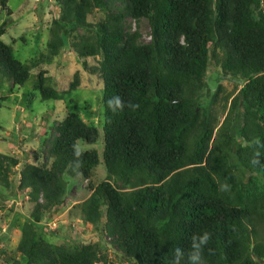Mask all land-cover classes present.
<instances>
[{"label": "trees", "instance_id": "16d2710c", "mask_svg": "<svg viewBox=\"0 0 264 264\" xmlns=\"http://www.w3.org/2000/svg\"><path fill=\"white\" fill-rule=\"evenodd\" d=\"M8 2L0 0V17L12 15ZM56 3L60 14L48 26L46 53L30 65L15 58L2 40L7 23L0 25V78L23 87L32 70L72 51L103 83L102 136L67 112L34 153L36 164L0 154V196L8 199L15 188L32 205L20 226V259L0 250L4 264H170L174 249L187 252L191 237L205 229L212 238L202 264H263L264 167L250 163L254 149L247 145L254 137L264 142V0ZM213 68L219 72L212 93ZM46 74L39 70L43 100L63 101L81 85L77 72L60 92ZM226 79L234 91L220 122L214 107ZM114 95L139 109L113 114L107 101ZM79 141L91 149L77 158L72 146ZM74 178L79 186L89 182L88 196L70 206L69 218L102 229L115 260L101 242L58 245L59 232L47 233L53 214L67 211ZM225 182L228 192L219 190Z\"/></svg>", "mask_w": 264, "mask_h": 264}, {"label": "rangeland", "instance_id": "374dc122", "mask_svg": "<svg viewBox=\"0 0 264 264\" xmlns=\"http://www.w3.org/2000/svg\"><path fill=\"white\" fill-rule=\"evenodd\" d=\"M8 6L13 13L8 15L4 11L0 17V25L7 23V32L2 40L13 47L16 59L30 65L39 59L41 54L46 53V46L50 40L48 26L59 16L60 9L56 0H9ZM139 28L142 35L150 31L147 21H142ZM22 37H26L25 43L21 40ZM14 40L17 43H13ZM89 63L93 66L97 61L90 59ZM39 70L47 72L46 76L51 77L49 85L60 92L68 90L77 72H80L81 85L63 101L43 100L38 88ZM39 70H32L29 81L23 87H13L10 79L0 78V154L14 156L22 163H37L34 153L44 140L53 136L57 122L61 121L67 112H76L87 124L97 126L102 136L104 86L101 80L84 72L77 63L74 53L68 50L62 52L52 65H43ZM218 72L213 68L208 73L207 83L212 93L217 87ZM221 84L224 91L214 107L220 122L228 112L225 97L234 91L232 81L222 80ZM30 93L35 95V101L31 103ZM24 122L26 127L23 125ZM77 144L81 151L91 149V146L83 141ZM44 161L42 159L41 163ZM103 176L104 174L99 172L98 179ZM11 180L16 184L15 176L12 175ZM88 183L79 186L75 178L69 181V195L65 204L67 211L60 210L53 214L47 233L59 232L61 237L53 238L58 245L68 242V239L78 240L83 244L101 242L102 246L107 248L110 258L115 260V249L107 243L109 239L106 238L104 241L102 229L97 231L96 227L90 224L69 218L70 206L88 196ZM5 196L10 197L4 199L0 196V250L7 251L9 256L19 260L20 256L15 255V251L21 238L20 226L30 214L32 205L27 202V194L15 191V188L11 192L8 191ZM100 228H103V225ZM4 262L3 254L0 253V264Z\"/></svg>", "mask_w": 264, "mask_h": 264}, {"label": "clouds", "instance_id": "9594fccd", "mask_svg": "<svg viewBox=\"0 0 264 264\" xmlns=\"http://www.w3.org/2000/svg\"><path fill=\"white\" fill-rule=\"evenodd\" d=\"M139 107V104L133 103L131 101H128L126 103L124 99L119 95H114L107 101V108L113 114L122 112L125 108H128L131 111H136L137 109H139ZM247 146L252 147L254 149L250 163L253 166L264 167V158H262V156H264V153H262L261 151L264 150V142H261L259 137H254ZM72 147L74 156L79 158L82 154L80 146L74 143ZM87 182L88 181H85L84 185H86ZM219 190L222 192H228L230 191V185H228L227 182L219 184ZM76 203H74L73 205H75ZM211 238V232L206 229L200 233L194 234L191 237V242L187 252L181 247H176L174 249L170 264H185V258L186 264H202L204 249L209 244ZM208 250L209 252L212 251V249Z\"/></svg>", "mask_w": 264, "mask_h": 264}, {"label": "built area", "instance_id": "2783aa9c", "mask_svg": "<svg viewBox=\"0 0 264 264\" xmlns=\"http://www.w3.org/2000/svg\"><path fill=\"white\" fill-rule=\"evenodd\" d=\"M134 29L136 28V26H135V24H134V27H133ZM145 39H147V41L149 40L148 38H145ZM110 240V239H109Z\"/></svg>", "mask_w": 264, "mask_h": 264}, {"label": "crops", "instance_id": "0c3cea01", "mask_svg": "<svg viewBox=\"0 0 264 264\" xmlns=\"http://www.w3.org/2000/svg\"><path fill=\"white\" fill-rule=\"evenodd\" d=\"M23 125H24V127H26V126H25V122L23 123ZM25 132H26V130H25ZM25 132H24V133H25ZM18 135H19V134H18ZM21 162H22V161H21Z\"/></svg>", "mask_w": 264, "mask_h": 264}, {"label": "water", "instance_id": "95a60500", "mask_svg": "<svg viewBox=\"0 0 264 264\" xmlns=\"http://www.w3.org/2000/svg\"><path fill=\"white\" fill-rule=\"evenodd\" d=\"M261 263H263L262 261H261ZM264 264V263H263Z\"/></svg>", "mask_w": 264, "mask_h": 264}]
</instances>
